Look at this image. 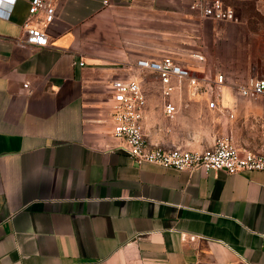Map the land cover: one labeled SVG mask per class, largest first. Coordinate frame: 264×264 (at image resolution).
Masks as SVG:
<instances>
[{
	"label": "crops",
	"instance_id": "1",
	"mask_svg": "<svg viewBox=\"0 0 264 264\" xmlns=\"http://www.w3.org/2000/svg\"><path fill=\"white\" fill-rule=\"evenodd\" d=\"M30 2L0 0V264H264V171L138 165L110 116L113 80L137 74L147 141L211 148L190 145L188 124L216 109L187 85L165 98L136 63L193 64L198 39L232 22L192 0H57L38 47L19 41ZM233 99L225 87L222 107Z\"/></svg>",
	"mask_w": 264,
	"mask_h": 264
},
{
	"label": "built area",
	"instance_id": "2",
	"mask_svg": "<svg viewBox=\"0 0 264 264\" xmlns=\"http://www.w3.org/2000/svg\"><path fill=\"white\" fill-rule=\"evenodd\" d=\"M56 2L31 0L19 41L38 47L49 44L45 28L57 16ZM190 7L201 18L219 22L240 21L237 11L224 0H192ZM192 57L193 64L176 62L172 56H164L160 59H140L136 66L158 75L165 98L187 85L192 97H203L208 101L209 108L234 117L229 108L221 105L224 88L228 86L227 77L222 73L213 76L207 72L205 53H195ZM237 86L242 97L256 100L264 96V73L261 77H249ZM111 101L113 135L123 143L128 156L138 165L153 164L176 170H204L207 173L264 171V153L240 148L230 138H221L211 148L202 151L149 143L144 133L147 95L137 74L113 80ZM165 113L173 119L178 109L173 102L167 101Z\"/></svg>",
	"mask_w": 264,
	"mask_h": 264
},
{
	"label": "rangeland",
	"instance_id": "3",
	"mask_svg": "<svg viewBox=\"0 0 264 264\" xmlns=\"http://www.w3.org/2000/svg\"><path fill=\"white\" fill-rule=\"evenodd\" d=\"M235 9L240 22L226 23L215 31L210 27L208 34L199 36L197 46L206 54L207 72L227 77L228 90L234 97L230 107L234 117L215 110L206 124H188L192 134L187 137L195 147H210L221 138H230L240 148L264 153V96L246 99L239 94L237 86L249 77H261L264 73V0H244ZM183 53L189 60L188 51ZM149 87L157 91V85Z\"/></svg>",
	"mask_w": 264,
	"mask_h": 264
}]
</instances>
